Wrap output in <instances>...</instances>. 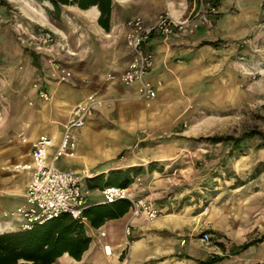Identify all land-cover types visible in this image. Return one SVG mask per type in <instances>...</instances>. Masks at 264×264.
<instances>
[{
    "label": "crops",
    "instance_id": "obj_1",
    "mask_svg": "<svg viewBox=\"0 0 264 264\" xmlns=\"http://www.w3.org/2000/svg\"><path fill=\"white\" fill-rule=\"evenodd\" d=\"M261 3L262 0H219L213 25L199 26L193 34L195 43L244 33L261 13ZM191 4L192 0H112L109 29L98 23L100 11L95 5L86 9L76 6V11L65 14L63 31L75 55L63 56L55 41L36 51H41L39 58L35 54L31 56L24 75L23 97L13 103L9 116L0 125V161L31 160L32 142L43 134L53 140L48 155L51 158L73 106L94 93L112 100L96 104L86 124L75 129L74 155L61 156L54 163L63 169L86 173L83 186L90 203H102L103 197L100 188L88 187L86 177L100 173L106 176L113 169L137 168L129 188L146 197L159 193L155 187L164 184L163 175L172 170L179 158L177 151L168 148L170 143L159 136L167 128L165 122L173 118L175 98L187 97L191 90L197 67L202 65L198 51L206 48L186 43L192 35L153 33L144 44L154 54L153 67L146 74L156 87V96L152 98L139 97L137 83L109 81L106 74H118L127 66L125 22L129 18L139 14L150 20L157 13L167 11L179 19ZM52 58L63 59L72 69L69 81L59 83L51 77ZM40 89H45L51 97H40ZM1 172L4 171L0 170V184L5 185L11 179ZM16 176L18 182L13 184L17 185L0 192L3 203H9H2L3 207L10 210L23 202L24 187L21 188L19 178L24 184L28 173L17 171ZM251 184L240 183L235 191L242 200L244 214L236 219H223L221 226H214L201 209L197 212L192 207L173 209L165 204L157 205L160 213L152 220L144 215L131 217L128 210L121 216L105 219L98 227L84 221L85 231L91 237L88 248L80 259L64 253L54 264H118L127 221L131 223L132 243L126 264H256L264 257V241L241 248L243 243L255 240L250 238L255 223L247 216L259 208L255 204L258 191ZM10 222L0 221V231L20 226ZM199 229L209 230L212 235L218 233L219 244H202L195 237Z\"/></svg>",
    "mask_w": 264,
    "mask_h": 264
},
{
    "label": "rangeland",
    "instance_id": "obj_2",
    "mask_svg": "<svg viewBox=\"0 0 264 264\" xmlns=\"http://www.w3.org/2000/svg\"><path fill=\"white\" fill-rule=\"evenodd\" d=\"M75 7L63 5L56 11L48 0H0V125L9 116L13 103L23 97L24 75L31 56L39 58L41 51H36L46 48L40 41V33L54 31L56 43L61 42L58 33H64L65 14L76 11ZM263 9L264 0L261 13L237 37L199 43H195L193 34L187 37L186 43L192 47L206 48L198 51L202 65L197 67V78L191 83L187 97L175 98L173 118L165 122L167 128L159 136L170 143L169 149L179 153L178 163L163 175L164 184L155 187L159 193L146 197L131 189L155 207L165 204L173 209L192 207L195 212L201 209L214 226H221L223 219H236L244 214L242 200L235 191L240 183L250 182L258 191L255 204L259 206L247 216L256 227L250 238H260L261 242L264 241V146H260L264 141ZM121 73L109 72L106 78L122 82ZM109 100L112 99L106 98L105 102ZM7 163L11 162L0 161V170L4 171L1 175L11 180L3 184L8 185L6 188L0 184V192L18 182L17 171L4 168ZM259 164L263 170L254 176ZM85 174L81 173L83 178ZM19 180L23 189L27 179L24 184ZM3 202L0 199V221L20 225L11 214L13 210L3 207L9 203ZM6 229L12 228L3 230ZM203 230H197L195 237L199 238ZM218 237V233H213L210 245H218ZM256 264H264V257Z\"/></svg>",
    "mask_w": 264,
    "mask_h": 264
},
{
    "label": "built area",
    "instance_id": "obj_3",
    "mask_svg": "<svg viewBox=\"0 0 264 264\" xmlns=\"http://www.w3.org/2000/svg\"><path fill=\"white\" fill-rule=\"evenodd\" d=\"M218 1L192 0L191 7L179 19L173 18L167 11L157 13L150 20H146L139 14L129 18L125 22V42L129 59L126 68L120 75V80L125 84L137 83L139 97H155L156 87L146 76L153 67L154 54L144 47L145 42L153 33L164 36L192 35L199 26H212L214 17L219 12ZM58 34L61 40L56 43L58 51L63 53V56L75 55V52L69 49L64 33ZM40 41L45 47L53 44L55 42L54 32L43 30L40 33ZM50 68L51 77L59 82L69 81L73 76L72 69L62 59L52 58ZM38 93L44 99L49 98V93L45 89H40ZM105 101L106 99L90 93L73 106L51 158L48 155L50 147L54 143L50 137L43 134L32 142L31 160L4 165L6 169L27 171L28 173L22 193L23 202L11 212L20 222L21 228L30 229L35 224L62 213H69L73 217H82L83 210L90 204L87 190L83 186V177L81 173L58 167L54 161L61 156L74 155V142L77 138L75 129L84 126L92 114L94 106ZM101 194L103 202H111L117 198L128 199L131 217L144 215L147 219L152 220L160 213V210L146 198L137 197L129 186H105L101 189ZM130 233L131 223L127 221L124 227L125 242L118 264H126L132 243ZM103 234L102 231L101 235ZM199 240L205 246L210 245L212 233L203 230ZM106 251L110 253V250Z\"/></svg>",
    "mask_w": 264,
    "mask_h": 264
},
{
    "label": "trees",
    "instance_id": "obj_4",
    "mask_svg": "<svg viewBox=\"0 0 264 264\" xmlns=\"http://www.w3.org/2000/svg\"><path fill=\"white\" fill-rule=\"evenodd\" d=\"M48 1L56 11H59L63 5H76L82 9L95 5L100 11L98 23L105 29L110 28L112 0ZM260 146H264V141L260 143ZM260 164L255 167L254 176L262 172L263 169L259 168ZM137 172L138 169L135 167L113 169L106 176L100 173L86 177L87 185L89 188L98 187L100 189L109 185L126 187L133 182ZM129 207L130 202L126 198H117L111 202L90 203L83 210L82 217H73L69 213H62L35 224L30 229H23L19 226L15 229L0 231V264H54L58 257L64 253H68L74 259H80L91 240L85 231L84 221L89 222L91 226L98 227L105 219L123 215L129 210ZM259 240L261 239L243 243L241 248Z\"/></svg>",
    "mask_w": 264,
    "mask_h": 264
}]
</instances>
